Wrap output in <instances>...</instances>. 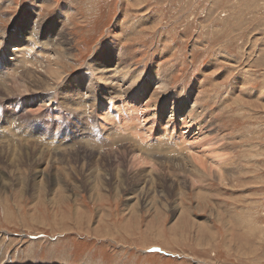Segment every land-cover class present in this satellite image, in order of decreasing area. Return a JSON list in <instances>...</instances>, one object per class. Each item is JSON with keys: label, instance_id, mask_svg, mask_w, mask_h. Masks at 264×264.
I'll use <instances>...</instances> for the list:
<instances>
[{"label": "rangeland", "instance_id": "1", "mask_svg": "<svg viewBox=\"0 0 264 264\" xmlns=\"http://www.w3.org/2000/svg\"><path fill=\"white\" fill-rule=\"evenodd\" d=\"M0 59V264H264V0H0Z\"/></svg>", "mask_w": 264, "mask_h": 264}, {"label": "bare ground", "instance_id": "2", "mask_svg": "<svg viewBox=\"0 0 264 264\" xmlns=\"http://www.w3.org/2000/svg\"><path fill=\"white\" fill-rule=\"evenodd\" d=\"M41 2V1H40ZM33 6H35V5H33ZM37 8H39V7H37ZM33 9V8H32ZM40 9V8H39ZM61 9H63V8H61ZM69 10V9H68ZM63 11V10H62ZM70 13V12H69ZM62 14H64V13H62ZM39 31V30H38ZM31 33V32H30ZM37 33V32H36ZM30 37H32V36H30ZM64 37V36H63ZM50 40V39H49ZM45 43V42H44ZM60 44H61V42H60ZM46 47H48V46H46ZM14 49V51H18L19 50V52H22L23 50H21V49H15V48H13ZM58 49V48H57ZM54 51V50H53ZM56 51V50H55ZM58 51V50H57ZM59 52V51H58ZM52 55V54H51ZM55 55V54H54ZM66 55V54H65ZM60 58V57H59ZM61 59V58H60ZM28 61V60H27ZM26 61V62H27ZM49 62V61H48ZM61 62V61H60ZM126 63V62H125ZM63 66V65H62ZM0 67L2 68V70L3 71H8L9 72V70H11V69H13V70H15L16 71V73H17V71L19 70V67L17 66V65H14V64H12V63H6L5 61H3L2 59H0ZM56 67V66H55ZM115 67V66H114ZM128 67V66H127ZM90 68V67H89ZM101 68V67H100ZM124 68H125V66H124ZM106 69V68H105ZM122 69V68H121ZM120 69V70H121ZM102 70V69H101ZM101 70L99 71V72H101ZM109 70V69H108ZM126 70V69H125ZM116 71V70H115ZM110 72V71H109ZM97 73V72H96ZM102 73H103V71H102ZM106 73V72H105ZM31 74V73H30ZM104 74V73H103ZM126 74H127V72H126ZM97 75H98V73H97ZM114 75H116V73L114 74ZM125 75V74H124ZM104 76V75H103ZM113 76V75H112ZM45 77V76H44ZM99 77H101V76H99ZM110 80V79H109ZM118 82V81H117ZM19 83V82H18ZM20 83H22V81L20 82ZM23 83H24V81H23ZM22 83V84H23ZM37 83V82H36ZM45 83V82H44ZM46 84V83H45ZM153 84V83H152ZM14 85V84H13ZM13 85H11V86H13ZM25 85V84H24ZM30 85V84H29ZM32 85V84H31ZM30 85V86H31ZM5 86V85H4ZM8 86H10V84L8 85ZM10 86V87H11ZM139 86V85H138ZM156 86V85H155ZM6 87V86H5ZM28 87V86H27ZM12 88V87H11ZM30 88V87H29ZM3 89V88H2ZM7 89V88H6ZM21 89V88H20ZM19 89V90H20ZM26 89V88H25ZM47 89V88H46ZM9 90V89H8ZM12 90V92H13V89H11ZM36 90V89H35ZM43 90V89H42ZM34 91V90H33ZM137 90H134L133 92H136ZM3 92H5L4 91V89H3ZM23 92H25V91H23ZM132 92V91H131ZM10 94V93H9ZM20 94V93H19ZM23 94V93H22ZM131 94H133V95H135L136 96V94L135 93H131ZM1 95V94H0ZM14 95V94H13ZM10 96V95H9ZM123 96V95H122ZM8 97V96H7ZM134 99L135 100H137V99H139L137 96L136 97H134ZM151 101H153V100H151ZM153 104V103H152ZM31 105H35V104H31ZM31 107V106H30ZM176 108V107H175ZM30 109H32V107L30 108ZM173 113V112H172ZM191 113V112H190ZM108 114V113H107ZM190 115V114H189ZM106 120H109V118L107 119L106 118ZM186 121H187V119H186ZM131 122H134V121H132L131 120ZM188 125V124H187ZM189 128V127H188ZM122 131V130H121ZM188 131V130H187ZM193 131V130H192ZM6 133L5 132H3V134H0V136L1 135H5ZM158 142H161L160 140H158ZM163 142V141H162ZM192 142H194V141H192ZM192 144V143H191ZM190 144V145H191ZM19 145V144H18ZM178 145V144H177ZM26 147V146H25ZM28 147V146H27ZM5 148V147H4ZM8 148V147H7ZM24 148V147H23ZM129 149V148H128ZM169 149H172V148H168L167 150H169ZM123 152H124V150H122ZM127 151V150H126ZM137 152L135 153V154H133V157H131V159H133V161H134V163L135 164H140V166H142V164L143 163H149L150 164V166H153L154 165V158H153V156L154 155H156V154H158V153H154L153 152V148H149V147H145L144 145H142V146H140V151L139 150H136ZM163 151V150H162ZM180 151V150H179ZM132 152V151H131ZM24 153V152H23ZM31 153V152H30ZM182 153H183V151H182ZM26 154V153H25ZM132 154V153H131ZM27 155V154H26ZM32 156V155H31ZM26 157V156H25ZM30 157V156H29ZM171 156H168V157H163L164 159H167L169 162L171 161V158H170ZM22 158V157H21ZM190 158V157H189ZM20 160V159H19ZM193 160V159H192ZM165 162V161H164ZM167 163V162H166ZM178 163V162H177ZM189 163V162H188ZM190 164V163H189ZM120 165V164H119ZM177 165V164H176ZM179 165V164H178ZM147 166V165H146ZM149 166V167H150ZM157 166H159V165H157ZM186 166V165H185ZM187 166H189V165H187ZM148 167V166H147ZM181 167V166H180ZM100 168V167H99ZM52 170V169H51ZM180 170V169H179ZM98 171H99V169H98ZM103 171V170H102ZM185 172L187 171V169L186 170H184ZM2 172V171H1ZM182 172V171H181ZM49 173V172H48ZM47 173V174H48ZM55 173V172H54ZM60 173V172H59ZM4 174V173H3ZM41 174V173H40ZM51 174V173H50ZM57 174H58V172H57ZM62 174V173H61ZM108 174V173H107ZM119 174V173H118ZM117 174V175H118ZM151 174V173H150ZM53 175V174H52ZM42 176H44L43 174H42ZM48 176H49V174H48ZM116 176V175H115ZM148 176V175H147ZM40 178H41V175L39 176ZM117 177V176H116ZM6 178V177H5ZM50 178H51V176H50ZM158 178V177H157ZM42 179V178H41ZM146 179V178H145ZM144 179V180H145ZM37 180H39V179H37ZM44 180V179H43ZM7 181V180H6ZM43 182V181H42ZM58 182V181H57ZM118 181H116V183H117ZM127 182H128V180L127 181H120L119 183H117V186H114L113 187V192L115 193V195H117L118 197H119V195L120 194H122L123 193V191H124V187L126 186V184H127ZM8 183V182H7ZM40 183V182H39ZM59 183V182H58ZM4 184V183H3ZM45 184V183H44ZM99 184V187L100 186H103V185H105V182H102V178L100 179V182L98 183ZM137 184V183H136ZM139 184V183H138ZM48 185V184H47ZM59 185V184H58ZM97 186V185H96ZM40 187H41V185H40ZM98 187V186H97ZM143 187V186H142ZM24 188V187H23ZM54 188V187H53ZM135 188H136V186H135ZM3 189H5V191H6V188H3ZM35 190H36V188H35ZM102 190V189H101ZM42 191H44V190H42ZM181 191V190H180ZM4 193V192H3ZM44 193V192H43ZM36 194V193H35ZM39 195V194H38ZM95 195L97 196V198L100 200V199H102V197L103 196H100L99 194H98V192H96L95 193ZM36 196V195H35ZM40 196V195H39ZM38 196V197H39ZM37 198V197H36ZM92 198V197H91ZM158 200V199H157ZM46 203V202H45ZM139 204H135V205H133V206H127V208L128 207H133V208H137V209H139L138 206ZM167 205V204H166ZM156 210H157V208H156ZM158 212V211H157ZM159 212H160V210H159ZM183 218V217H182ZM181 218V219H182ZM181 222V221H180ZM186 224H187V222H186ZM189 225H190V223H189ZM178 226V225H177ZM178 229V228H177ZM183 229V228H182ZM174 231H177V230H174ZM180 231H181V229H180ZM208 234V233H207ZM176 239V238H175ZM176 241V240H175ZM200 243H201V239H200ZM199 243V244H200ZM207 244V243H206ZM200 246V245H199ZM229 246H230V244H229ZM231 248V247H230Z\"/></svg>", "mask_w": 264, "mask_h": 264}]
</instances>
